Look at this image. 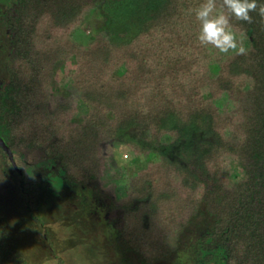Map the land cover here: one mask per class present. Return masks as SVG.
<instances>
[{
	"label": "trees",
	"instance_id": "trees-1",
	"mask_svg": "<svg viewBox=\"0 0 264 264\" xmlns=\"http://www.w3.org/2000/svg\"><path fill=\"white\" fill-rule=\"evenodd\" d=\"M203 2L0 0V136L9 148L0 151L13 180L7 200L22 204L26 224L40 225L55 197L52 164L65 184L93 191L122 264H165L193 234L195 264H264V17L233 18L247 52L221 55L197 40L190 10ZM100 9L94 39L77 42ZM135 126L147 129V144L131 135ZM105 143L144 159L126 166L131 187L119 181V201L99 186ZM25 150L43 151L39 173L20 169ZM10 216L0 213V264H65L51 250L57 233L37 227L23 237ZM26 238L36 256L21 246Z\"/></svg>",
	"mask_w": 264,
	"mask_h": 264
},
{
	"label": "rangeland",
	"instance_id": "rangeland-1",
	"mask_svg": "<svg viewBox=\"0 0 264 264\" xmlns=\"http://www.w3.org/2000/svg\"><path fill=\"white\" fill-rule=\"evenodd\" d=\"M101 11L100 9L94 13L82 29L76 33L74 38L77 42L85 44L94 39L100 25L103 23ZM62 76H64L63 70L59 72L57 77L61 79ZM6 81L7 78L0 72V85H5ZM55 105L56 97H52L51 106L54 107ZM130 133L140 142L147 144L146 138L148 134L146 128L135 126L130 129ZM133 154L127 146L116 147L111 143L103 144L101 149V156L105 159V165L102 178L99 180V186L105 193L113 196L118 201L125 196L118 188L119 181H127L125 183L126 190H129L131 187V179L126 176L125 172L126 166L136 167L144 163L142 162L144 159L140 158L141 160H139V158H134ZM2 156L3 154L0 151V206L4 207V209H0V213L5 215L9 214V216H12L13 213V216H17V219L14 221L18 220L17 225L19 224L20 228L24 229L23 237H29L27 235H29V231H32V229L40 228L48 229L49 232L54 231L52 233L53 235L57 233L58 239L56 237L57 240L53 239L54 244L51 250L53 251L55 249L59 251V254L64 256L65 264H107V262L110 264H122L120 262L121 254L114 248L115 242L117 241L115 235L116 229L113 226L110 231L108 226L105 225L104 217L107 213H103L102 206L96 204L93 196L94 193L91 189L65 184L60 177L55 175L56 169L50 164L51 180L56 194L48 205L40 208L39 217L42 221L39 224L42 228L38 224H35L36 226L33 227L31 224H26L23 221L24 207L22 204L18 203L19 205L15 206L8 201L13 187V180L4 170L6 166ZM42 156L43 151L25 150V155L18 161L20 169L33 171L34 167L36 168L41 165L44 159ZM8 166L10 167V165ZM37 168L34 172L39 173L40 170ZM236 170L237 166H232L229 173L232 174ZM26 174L29 175L28 172ZM85 195L89 198L87 202L84 200ZM58 205L63 206L62 211ZM199 220H203L202 217ZM197 239L196 234L185 236L181 241L178 251L165 264H195V243ZM20 244L29 255L36 256L35 246H33L36 243H32L31 239L26 238ZM62 249H65L64 251L67 250L65 255ZM41 264L57 263L41 262ZM131 264H136V262H132ZM216 264H222V261Z\"/></svg>",
	"mask_w": 264,
	"mask_h": 264
},
{
	"label": "clouds",
	"instance_id": "clouds-1",
	"mask_svg": "<svg viewBox=\"0 0 264 264\" xmlns=\"http://www.w3.org/2000/svg\"><path fill=\"white\" fill-rule=\"evenodd\" d=\"M223 8L227 14L217 9L215 0H204L198 8L190 10L199 25L197 40L202 47L210 46L221 55L243 56L247 52L243 35L234 30L232 19L251 23L252 13L264 17V0H223Z\"/></svg>",
	"mask_w": 264,
	"mask_h": 264
},
{
	"label": "water",
	"instance_id": "water-1",
	"mask_svg": "<svg viewBox=\"0 0 264 264\" xmlns=\"http://www.w3.org/2000/svg\"><path fill=\"white\" fill-rule=\"evenodd\" d=\"M0 144L2 145V147L4 149H6L7 151H9L8 146L6 145L5 141L3 140V138L0 136Z\"/></svg>",
	"mask_w": 264,
	"mask_h": 264
}]
</instances>
